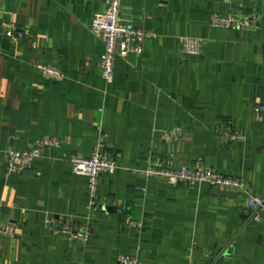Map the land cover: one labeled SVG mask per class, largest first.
Instances as JSON below:
<instances>
[{
  "label": "crops",
  "instance_id": "crops-1",
  "mask_svg": "<svg viewBox=\"0 0 264 264\" xmlns=\"http://www.w3.org/2000/svg\"><path fill=\"white\" fill-rule=\"evenodd\" d=\"M104 9V0H0V224L15 228L0 232V264H122V255L264 264V211L247 207L249 195L264 197V115L255 111L264 103V0H121V22L155 35L141 53L116 58L110 81L90 30ZM214 13H257L258 22L219 27ZM180 37L197 38L199 53H183ZM169 129L178 140L163 139ZM46 137L58 144L42 147L30 169L6 173L8 148ZM99 142L119 168L98 176L95 210L69 157ZM153 157L241 178L245 189L169 185L143 174ZM62 215L90 236L49 230L47 217Z\"/></svg>",
  "mask_w": 264,
  "mask_h": 264
},
{
  "label": "built area",
  "instance_id": "built-area-1",
  "mask_svg": "<svg viewBox=\"0 0 264 264\" xmlns=\"http://www.w3.org/2000/svg\"><path fill=\"white\" fill-rule=\"evenodd\" d=\"M105 9L97 13L91 20L90 30L99 36L103 42V52L101 55V75L106 81L113 77L115 60L117 57L126 58L129 53H141L142 43L145 39L153 37L152 31L126 25L120 20L121 0H104ZM214 25L234 30H244L254 26L258 22L257 13L222 15L214 13L211 17ZM9 34L14 35L9 31ZM179 42L183 53L196 55L199 53V40L193 37H180ZM37 67L45 74L59 78L62 73L52 67L38 64ZM255 111L264 115V103L257 104ZM180 133L177 129H169L163 133L165 140H178ZM230 138H238L237 134L230 135ZM58 141L54 137L42 138L33 144L29 149L17 151L8 148L5 152V171L15 173L31 168L35 159L40 156L41 148L45 146H56ZM264 151V146H263ZM71 170L74 174L80 175L87 180L89 194V206L99 209V200L96 194V184L101 173L115 174L119 168V163L115 154L110 153L102 142L97 143L96 147L89 156L80 157L71 155L69 157ZM147 176L163 178L169 185L193 184L196 182L208 183L216 189L227 188L237 191H244L245 181L241 178L213 175L211 169L207 167L196 168L185 164L178 167H170L165 161L158 157H153L149 161L148 167L143 171ZM247 207L255 211H264V197L249 195ZM258 218V216H255ZM46 224L53 233L69 234L73 238L84 240L91 234V228L87 224L77 223L72 217L62 215L58 217L49 216ZM0 232L8 237H13L15 228L10 223L0 224ZM122 264H145L139 262L135 257L122 255L118 257Z\"/></svg>",
  "mask_w": 264,
  "mask_h": 264
},
{
  "label": "water",
  "instance_id": "water-1",
  "mask_svg": "<svg viewBox=\"0 0 264 264\" xmlns=\"http://www.w3.org/2000/svg\"><path fill=\"white\" fill-rule=\"evenodd\" d=\"M224 195H228L229 193H223Z\"/></svg>",
  "mask_w": 264,
  "mask_h": 264
}]
</instances>
